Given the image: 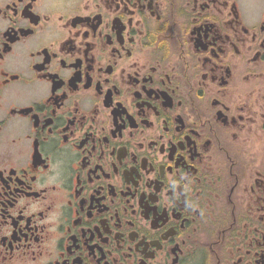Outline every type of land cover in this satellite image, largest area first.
<instances>
[{
    "label": "flooded vegetation",
    "instance_id": "obj_1",
    "mask_svg": "<svg viewBox=\"0 0 264 264\" xmlns=\"http://www.w3.org/2000/svg\"><path fill=\"white\" fill-rule=\"evenodd\" d=\"M0 264H264V0H0Z\"/></svg>",
    "mask_w": 264,
    "mask_h": 264
}]
</instances>
